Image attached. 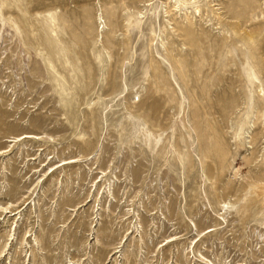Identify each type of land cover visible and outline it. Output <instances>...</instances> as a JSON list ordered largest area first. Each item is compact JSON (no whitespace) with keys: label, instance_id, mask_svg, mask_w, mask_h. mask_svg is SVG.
Returning <instances> with one entry per match:
<instances>
[{"label":"rangeland","instance_id":"1","mask_svg":"<svg viewBox=\"0 0 264 264\" xmlns=\"http://www.w3.org/2000/svg\"><path fill=\"white\" fill-rule=\"evenodd\" d=\"M0 151V264H264V0H0Z\"/></svg>","mask_w":264,"mask_h":264},{"label":"bare ground","instance_id":"2","mask_svg":"<svg viewBox=\"0 0 264 264\" xmlns=\"http://www.w3.org/2000/svg\"><path fill=\"white\" fill-rule=\"evenodd\" d=\"M173 1V0H172ZM174 5H176V3H174ZM167 7V6H166ZM175 8H177V7H175ZM174 9V8H173ZM195 11H196V13L197 14H200V11H198V8H196L195 7ZM165 12V14H168L170 11H168L167 9L164 11ZM185 19L187 20L188 19V17L187 16H185ZM171 30H173V28L171 29ZM181 31H180V33H181V37H187V36H190L191 35V24H190V21H189V23H188V25H186L185 27H183L182 29H180ZM174 31V30H173ZM178 31L179 30H175L173 33L175 34V33H178ZM177 36L179 37V35L177 34ZM180 38V37H179ZM39 140H41V137H39V136H34V135H30V134H25V135H23V136H21V137H18V138H13V142H20V141H33V142H37V141H39ZM242 139H240V143H242ZM3 152L4 151H0V156L3 154ZM76 161L75 160H73V161H63V162H61V164L60 165H62V166H66V165H71V164H74ZM59 166V165H58ZM58 168L59 167H57V165L55 166V169H53V171H51V173H50V175H52V174H54L57 170H58ZM202 177L204 178V180H205V182H208L209 180H208V178L206 177V175H204V172H203V175H202ZM46 180V179H45ZM229 206V203H221V206H220V211H222L224 208H227ZM226 212V211H225ZM224 219V218H223ZM213 232H215V229H213V228H208L207 229V231H205L204 233H201L200 235H202V236H198V237H203V236H205V235H208V234H211V233H213ZM2 253V252H1ZM0 253V254H1Z\"/></svg>","mask_w":264,"mask_h":264}]
</instances>
